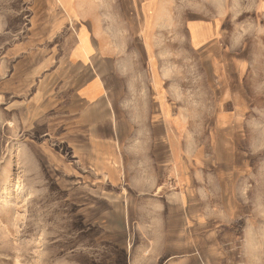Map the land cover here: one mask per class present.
Segmentation results:
<instances>
[{
    "label": "rangeland",
    "instance_id": "obj_1",
    "mask_svg": "<svg viewBox=\"0 0 264 264\" xmlns=\"http://www.w3.org/2000/svg\"><path fill=\"white\" fill-rule=\"evenodd\" d=\"M51 2L0 0V264H264L258 0H179L218 28L200 79L185 81L200 131L175 135L177 150L115 155L80 133L78 104L47 67ZM151 157L178 163L183 183L167 171L156 184L168 190L116 183V161L138 170Z\"/></svg>",
    "mask_w": 264,
    "mask_h": 264
},
{
    "label": "crops",
    "instance_id": "obj_2",
    "mask_svg": "<svg viewBox=\"0 0 264 264\" xmlns=\"http://www.w3.org/2000/svg\"><path fill=\"white\" fill-rule=\"evenodd\" d=\"M49 5L47 67L56 71L59 89L76 100L80 133H88L93 144L113 155L158 145L177 150L175 135L200 131V115L193 112L200 98H186L185 81L191 75L193 82L200 79L201 49L218 36L214 19L186 15L179 0H52ZM258 6L264 14V0ZM132 158L116 161V183L125 178L156 184L160 171L170 172L174 187L184 181L178 163L151 157L136 170ZM160 187L169 189L151 185Z\"/></svg>",
    "mask_w": 264,
    "mask_h": 264
}]
</instances>
